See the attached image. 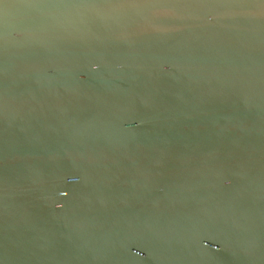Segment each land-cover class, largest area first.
Listing matches in <instances>:
<instances>
[{"label":"water","instance_id":"95a60500","mask_svg":"<svg viewBox=\"0 0 264 264\" xmlns=\"http://www.w3.org/2000/svg\"><path fill=\"white\" fill-rule=\"evenodd\" d=\"M0 264H264V0H0Z\"/></svg>","mask_w":264,"mask_h":264},{"label":"clouds","instance_id":"9594fccd","mask_svg":"<svg viewBox=\"0 0 264 264\" xmlns=\"http://www.w3.org/2000/svg\"><path fill=\"white\" fill-rule=\"evenodd\" d=\"M128 127H134V125H128ZM79 179H80L79 177H73V178H70L69 182H78ZM58 207H63V205H58Z\"/></svg>","mask_w":264,"mask_h":264}]
</instances>
